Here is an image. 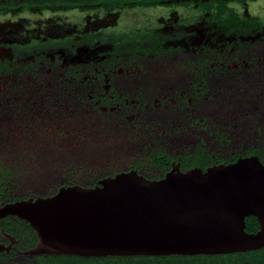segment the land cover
Here are the masks:
<instances>
[{"label":"flooded vegetation","instance_id":"flooded-vegetation-1","mask_svg":"<svg viewBox=\"0 0 264 264\" xmlns=\"http://www.w3.org/2000/svg\"><path fill=\"white\" fill-rule=\"evenodd\" d=\"M262 6L264 0H0V106L29 103L26 97L15 100V93L31 77L41 79L37 93L42 97L58 90L54 98L59 103L67 99V108L78 105L100 117L98 125L107 127L104 133L109 127L120 129L122 134L109 140H133L141 135L140 127L168 122L211 126L218 121L209 113L219 108L218 79L263 75ZM258 115L255 125H264V114ZM55 126L61 139L57 126L64 125ZM156 138H146L150 146L126 168L113 164L90 184H62L43 196L72 185L97 186L119 173L159 179L176 169L205 170L248 156L264 159L258 148L218 155L196 146L175 153L158 148ZM151 169L154 175L145 173ZM0 175V209L39 197L14 195L7 170L0 167ZM38 242L27 220L0 215V264H264V247L229 253L83 256L35 253Z\"/></svg>","mask_w":264,"mask_h":264},{"label":"water","instance_id":"water-1","mask_svg":"<svg viewBox=\"0 0 264 264\" xmlns=\"http://www.w3.org/2000/svg\"><path fill=\"white\" fill-rule=\"evenodd\" d=\"M38 235L35 253L83 256L229 253L264 247V159L241 157L159 179L119 173L8 204ZM254 216L255 232L245 230Z\"/></svg>","mask_w":264,"mask_h":264},{"label":"rangeland","instance_id":"rangeland-1","mask_svg":"<svg viewBox=\"0 0 264 264\" xmlns=\"http://www.w3.org/2000/svg\"><path fill=\"white\" fill-rule=\"evenodd\" d=\"M251 75L218 79L219 108L209 112L218 121L211 126L170 122L155 128L142 126L136 139L115 141L109 139L122 134L120 129L108 126L110 132L104 133L102 128L107 127L98 125L100 117L78 105L67 108V99L59 103L54 98L58 90L50 98L42 97L37 93L41 79L23 77L15 100L26 97L29 103L22 102L20 108L0 106V167L7 170L6 180L14 195L43 196L62 184H90L113 169V164L126 168L141 158L142 149L151 144L146 138L151 137H157L158 148L175 153L196 146L218 155L252 148L264 152V125H255L258 114H264V71ZM60 123L64 125L57 126L61 139L58 131L54 133ZM145 173L154 175V170Z\"/></svg>","mask_w":264,"mask_h":264},{"label":"trees","instance_id":"trees-1","mask_svg":"<svg viewBox=\"0 0 264 264\" xmlns=\"http://www.w3.org/2000/svg\"><path fill=\"white\" fill-rule=\"evenodd\" d=\"M257 228H258V222L254 216H248L245 218V230L247 232H255Z\"/></svg>","mask_w":264,"mask_h":264}]
</instances>
